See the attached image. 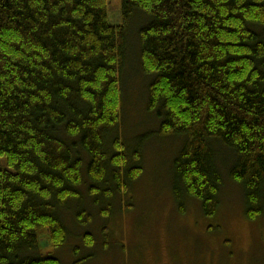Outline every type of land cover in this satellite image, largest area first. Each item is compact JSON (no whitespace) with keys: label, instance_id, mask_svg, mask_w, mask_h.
<instances>
[{"label":"trees","instance_id":"obj_1","mask_svg":"<svg viewBox=\"0 0 264 264\" xmlns=\"http://www.w3.org/2000/svg\"><path fill=\"white\" fill-rule=\"evenodd\" d=\"M108 1L0 0V264H61L40 236L63 247L72 204L82 227L89 208L109 218L152 137L182 141L171 166L180 211L190 200L217 214L219 145L232 155L224 166L246 219L264 218V0H119L113 25ZM137 13L147 17L138 26ZM130 35L157 129L123 141ZM81 241L70 264L93 257H79L95 242Z\"/></svg>","mask_w":264,"mask_h":264},{"label":"rangeland","instance_id":"obj_2","mask_svg":"<svg viewBox=\"0 0 264 264\" xmlns=\"http://www.w3.org/2000/svg\"><path fill=\"white\" fill-rule=\"evenodd\" d=\"M107 7L109 23L118 24L120 1L110 0ZM135 16L136 26L147 19L142 13ZM129 39L119 127L123 141L157 129L155 116L146 108L149 80L140 68L135 35ZM180 143L181 139L172 137L147 140L142 147V173L127 195L116 198L111 216L103 219L96 209L89 208L92 220L82 227L73 219L75 208L70 205L62 213L70 230L67 243L54 249L43 233L42 253L55 254L61 264H70L76 257L72 248L83 247L81 236L88 233L95 242L79 254L93 252L84 264H264V218L246 219L242 189L228 178V167L224 166L227 160L231 163L232 155L223 146L214 145L224 179L217 214L203 216L199 203L190 200L183 202L180 211L171 192V166ZM104 228L108 229L105 248Z\"/></svg>","mask_w":264,"mask_h":264}]
</instances>
